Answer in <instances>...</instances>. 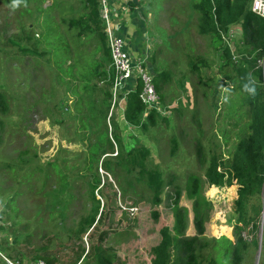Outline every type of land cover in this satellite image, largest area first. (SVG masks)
<instances>
[{"label":"rangeland","instance_id":"1","mask_svg":"<svg viewBox=\"0 0 264 264\" xmlns=\"http://www.w3.org/2000/svg\"><path fill=\"white\" fill-rule=\"evenodd\" d=\"M195 1L111 5L117 35L155 77L142 128L125 119L131 87L112 93L108 41L71 25L82 0H0V264H152L164 228L182 264L181 238L207 252L228 234L235 192L208 186L205 169L231 159L247 105L232 60L199 32ZM241 33L228 35L238 63ZM259 240L264 264V214Z\"/></svg>","mask_w":264,"mask_h":264},{"label":"trees","instance_id":"2","mask_svg":"<svg viewBox=\"0 0 264 264\" xmlns=\"http://www.w3.org/2000/svg\"><path fill=\"white\" fill-rule=\"evenodd\" d=\"M84 2L85 13L71 20V25L78 27L79 36L99 33L106 50L107 37L101 26L100 1ZM251 4L252 0H196L193 4L199 12V32L210 36L212 45L222 49L232 60L235 79L239 81L240 102L246 104L247 109L245 133L235 143L231 159L226 161L213 155L205 169L208 186L235 192L233 210L227 216L228 226L222 227L229 230L228 234L215 237L207 252L195 250V237L181 238L179 242L184 245L182 264H254L259 250L264 207V17L252 11ZM233 25H241L242 31L244 48L240 50L239 63L228 43ZM106 54L111 56L108 50ZM153 79L156 86L154 76ZM141 90L142 82L139 80L137 88L127 94L125 119L131 126L144 128L145 123L141 119L146 105L140 98ZM0 105L6 106L1 94ZM112 133L114 139L122 144L118 121H113ZM176 241L168 228L162 229L159 243L152 248V264H173L172 252ZM41 258L46 264H57L49 255ZM101 264L111 263L103 259Z\"/></svg>","mask_w":264,"mask_h":264},{"label":"built area","instance_id":"3","mask_svg":"<svg viewBox=\"0 0 264 264\" xmlns=\"http://www.w3.org/2000/svg\"><path fill=\"white\" fill-rule=\"evenodd\" d=\"M99 1L101 6V19L103 21L104 32L107 37L115 73L112 81V93L115 99L122 94L126 97L124 90L128 87H131V90H135L140 80L142 82L140 98L146 105V111L157 108L159 96L151 71L143 65V62H139L132 57L126 41L116 33L114 15L111 8L114 0ZM251 9L258 15L264 17V0H252ZM129 210L133 213L136 208L130 207Z\"/></svg>","mask_w":264,"mask_h":264},{"label":"crops","instance_id":"4","mask_svg":"<svg viewBox=\"0 0 264 264\" xmlns=\"http://www.w3.org/2000/svg\"><path fill=\"white\" fill-rule=\"evenodd\" d=\"M68 2H71V3H75V0H68ZM82 4L84 5V0H82ZM84 7V6H83ZM78 16H80V15H78ZM74 18H76V17H73L72 19H74ZM72 19H70V20H72ZM79 32V31H78ZM88 35V34H87ZM87 35H83V37H86ZM129 40H131L132 41V39H129ZM131 49H132V46H131V42L130 41H128V50H129V52L131 51ZM132 52V51H131ZM131 54V53H130Z\"/></svg>","mask_w":264,"mask_h":264},{"label":"water","instance_id":"5","mask_svg":"<svg viewBox=\"0 0 264 264\" xmlns=\"http://www.w3.org/2000/svg\"><path fill=\"white\" fill-rule=\"evenodd\" d=\"M263 214H264V207H263ZM259 255H260V245H259V250H258V259H257V262H256V264H258V262H259Z\"/></svg>","mask_w":264,"mask_h":264}]
</instances>
